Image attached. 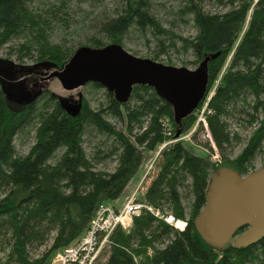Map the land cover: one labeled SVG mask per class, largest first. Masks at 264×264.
Segmentation results:
<instances>
[{
	"label": "trees",
	"instance_id": "16d2710c",
	"mask_svg": "<svg viewBox=\"0 0 264 264\" xmlns=\"http://www.w3.org/2000/svg\"><path fill=\"white\" fill-rule=\"evenodd\" d=\"M70 1L60 0V5L68 9ZM121 1L120 11L101 21L102 32L111 42L124 45L125 36L136 26L144 32L177 38L196 63L207 54L219 53L209 65V89L217 80L219 84L209 100L208 128L223 151L240 140L232 133L230 120L245 119L249 125L258 121L243 150L222 162L243 174L250 172L264 146V113L260 112L264 108V0L232 1L224 13L206 11L210 0H184V11L192 15L198 28L191 38L164 28L151 11L152 0ZM36 2L0 0V49L14 43L20 61L63 65L74 49L52 41L53 9L42 12L45 9ZM85 44L106 45L98 35ZM161 45L165 47L164 42ZM107 95V108L93 110L86 102L77 117L69 115L59 96L49 91L13 111L0 82V252L4 253L0 264H49L53 255L86 233L102 203L123 195L143 163L144 152L167 140L169 129L163 118H170L176 132L189 130L196 121L192 113L181 124L176 123L172 106L148 85L134 86L125 104L117 102L113 93ZM107 114L125 120L127 133L107 120ZM90 127L118 142L119 164L114 171L98 170L96 159L87 155L83 143ZM137 127L140 131L135 132ZM26 131L34 132L35 141L28 154L20 155L16 140ZM162 157L145 200L161 212L187 219L186 227L177 229L144 210L130 232L115 231L105 264H264V238L248 247L230 245L220 251L203 239L195 225L194 219L206 203L210 175L222 163L197 155L181 141L168 145ZM187 190L188 205L184 199ZM43 247L44 251L33 257L31 251ZM136 257L141 258L139 263Z\"/></svg>",
	"mask_w": 264,
	"mask_h": 264
},
{
	"label": "rangeland",
	"instance_id": "374dc122",
	"mask_svg": "<svg viewBox=\"0 0 264 264\" xmlns=\"http://www.w3.org/2000/svg\"><path fill=\"white\" fill-rule=\"evenodd\" d=\"M232 1H234V3H240L243 0H210L205 4V10L212 13H224L231 8ZM36 3L45 9L42 12L53 9V15L50 16V37L52 41L54 43L66 45L74 50L78 46L88 42V39L94 35L100 36L106 44H109L111 41L109 37L105 36L102 32L101 21L105 16L116 15L122 7L121 0H71L68 2V9L60 5V0H37ZM185 5L184 0H152L151 11L164 28L170 29L177 35L191 38L197 35L198 28L192 15L184 11ZM66 9L68 12H66ZM162 42L165 43V47L163 48L161 45ZM16 46L17 44L14 43L4 46L0 49V58L11 59L16 63L30 66L38 62L32 59H26L25 61L18 60V54L14 51L15 48H17ZM123 46L134 55L152 59L156 57L158 58L156 59L157 61L170 65L186 66L194 69L199 64L195 62V57L191 51H186L181 47V42L177 38L156 35L153 34L152 30L144 32L136 26H133L125 36ZM38 71L41 74L47 75L52 71V68H39ZM36 82L39 87L48 86L51 93L68 99L71 104H75L83 98V104L87 102L93 110H100L102 107L107 108L109 105L108 91L102 86L96 88L92 83H89L79 89L65 90L57 79L52 81H41L40 79H36ZM218 84L219 80L215 82L211 89H208L205 99L193 112L195 113L196 121L189 130L182 132L180 129V132H178V130L176 132L170 118H163L165 125L169 129L166 134L168 138L165 142L159 144L155 150L144 152L142 165L125 188L120 200L117 201L119 206H122L133 196L136 201L153 207V213H159V216L163 217V219L168 215L171 216L169 212H161L149 204L145 200V193L153 179L159 173L160 163L163 158L162 151L172 143L181 141L193 150L194 153L209 157L210 161L215 164L222 163L225 157L234 159L243 150L250 134L258 126V121L253 125H249L245 119H241L240 121L236 119L230 120L231 131L233 134H238L240 140L226 146V149L223 151L219 149L214 140H211L202 122L203 119L207 121L208 115L211 113L209 100L214 94ZM32 90L34 94L37 93L35 88ZM7 103L10 104L9 101H7ZM106 118L114 123L118 130L127 133V123L125 120L116 119L109 114L106 115ZM145 124H147V122H145ZM139 129L140 128L137 127L135 132L140 131ZM26 132L28 133H23V135L18 136L16 140V148L20 155L28 154L35 141L34 132ZM83 145L87 155L92 159H96L95 165L98 170L112 172L118 166L120 152L118 150L120 146L114 136L102 133L94 127H90L84 135ZM252 164L253 167L251 171L260 168L264 164V146L255 156ZM184 199L185 203L188 205L190 203V194L188 190ZM145 209L149 210L148 208ZM183 220L185 222L187 221V219ZM174 227L181 230V228ZM110 247L111 246H106L97 264H105L110 254ZM44 249L45 247L32 250L31 254L33 257H37ZM151 253L152 251H149V255H151ZM55 256L56 254L53 255L49 264H55ZM135 259L137 263H139L141 258L136 257Z\"/></svg>",
	"mask_w": 264,
	"mask_h": 264
},
{
	"label": "water",
	"instance_id": "95a60500",
	"mask_svg": "<svg viewBox=\"0 0 264 264\" xmlns=\"http://www.w3.org/2000/svg\"><path fill=\"white\" fill-rule=\"evenodd\" d=\"M218 54L205 55L192 69L134 55L121 43L113 42L100 47L80 45L63 65L43 61L33 66L52 68L44 81L57 79L65 90L96 83L113 93L121 104L131 99L134 86L148 85L172 106L174 119L181 124L205 99L209 65ZM33 66L0 58V82L7 101L27 106L44 90L50 92L48 86H43L34 94L25 81H15L19 73ZM59 102L72 117L82 113L83 98L71 104L59 96ZM194 222L203 239L220 251L230 245L250 246L264 238V164L247 174L228 163L213 169L206 203ZM244 227L248 228L237 234Z\"/></svg>",
	"mask_w": 264,
	"mask_h": 264
},
{
	"label": "built area",
	"instance_id": "2783aa9c",
	"mask_svg": "<svg viewBox=\"0 0 264 264\" xmlns=\"http://www.w3.org/2000/svg\"><path fill=\"white\" fill-rule=\"evenodd\" d=\"M202 122L208 128L206 119H203ZM145 208L154 212L153 207L136 201L133 196L118 208L110 203H102L86 233L74 244L58 251L54 257V263L97 264L106 246H111L115 231L122 228L129 232L133 227L135 217L140 216ZM156 214L159 215V213ZM166 219L178 228H184L187 224L182 221L181 226L178 223L181 220L175 219L172 215H169ZM3 256L4 253L0 252V257Z\"/></svg>",
	"mask_w": 264,
	"mask_h": 264
},
{
	"label": "flooded vegetation",
	"instance_id": "af4514ba",
	"mask_svg": "<svg viewBox=\"0 0 264 264\" xmlns=\"http://www.w3.org/2000/svg\"><path fill=\"white\" fill-rule=\"evenodd\" d=\"M39 68H46V67H43V66H34L28 70H26V72H23V73H19L17 76H16V80L15 81H25V84H26V87L28 89H33L35 88V90L39 91L41 89V87H39V85L37 84L36 82V79H40L41 81H44L43 77H45L46 75L44 74H41L39 73L38 69ZM47 69V68H46ZM48 75V74H47ZM37 87V88H36ZM48 92L47 89L43 91V94ZM41 95V94H40ZM39 95V96H40ZM38 96V97H39ZM37 97V98H38ZM36 98V99H37ZM35 99V100H36ZM8 106L13 110V111H19L23 108H25L26 106H22L20 103H18L17 101H11L10 104L8 103ZM261 113H264V108H262L260 110ZM248 227H244L242 228L241 230H239L237 232V234H240L242 233L244 230H246ZM253 245V244H252ZM248 247V246H246Z\"/></svg>",
	"mask_w": 264,
	"mask_h": 264
},
{
	"label": "crops",
	"instance_id": "0c3cea01",
	"mask_svg": "<svg viewBox=\"0 0 264 264\" xmlns=\"http://www.w3.org/2000/svg\"><path fill=\"white\" fill-rule=\"evenodd\" d=\"M118 200H120V198H119V199H117V200H115V201H113V203H112V204H113V205H115V206H117V207H119V204L117 203V201H118Z\"/></svg>",
	"mask_w": 264,
	"mask_h": 264
},
{
	"label": "bare ground",
	"instance_id": "6f19581e",
	"mask_svg": "<svg viewBox=\"0 0 264 264\" xmlns=\"http://www.w3.org/2000/svg\"><path fill=\"white\" fill-rule=\"evenodd\" d=\"M178 223L181 224V226H182V221H178Z\"/></svg>",
	"mask_w": 264,
	"mask_h": 264
}]
</instances>
